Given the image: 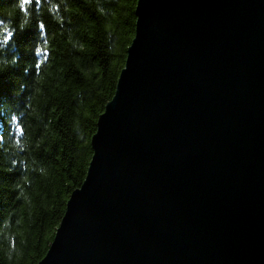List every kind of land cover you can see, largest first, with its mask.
<instances>
[{
    "label": "water",
    "instance_id": "obj_1",
    "mask_svg": "<svg viewBox=\"0 0 264 264\" xmlns=\"http://www.w3.org/2000/svg\"><path fill=\"white\" fill-rule=\"evenodd\" d=\"M134 14L38 264H264V0H137Z\"/></svg>",
    "mask_w": 264,
    "mask_h": 264
},
{
    "label": "trees",
    "instance_id": "obj_2",
    "mask_svg": "<svg viewBox=\"0 0 264 264\" xmlns=\"http://www.w3.org/2000/svg\"><path fill=\"white\" fill-rule=\"evenodd\" d=\"M136 3L0 0V41L12 33L0 43V264H38L48 251L85 179Z\"/></svg>",
    "mask_w": 264,
    "mask_h": 264
},
{
    "label": "snow or ice",
    "instance_id": "obj_3",
    "mask_svg": "<svg viewBox=\"0 0 264 264\" xmlns=\"http://www.w3.org/2000/svg\"><path fill=\"white\" fill-rule=\"evenodd\" d=\"M37 2H40V0H37ZM20 3L23 5H29L31 3V0H20ZM58 7H59L58 4H56V3L52 4L53 9H58ZM40 27H41L42 31L45 30L43 24H41ZM11 35H12V33H10L6 28H3V40L0 41V43H6L9 39H11ZM37 51L38 52L39 51H46V49H38ZM20 131H21V134H23L22 128L20 129Z\"/></svg>",
    "mask_w": 264,
    "mask_h": 264
}]
</instances>
